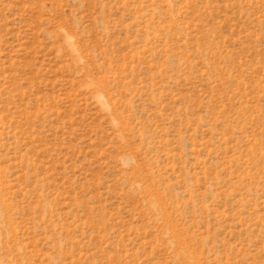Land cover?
Wrapping results in <instances>:
<instances>
[{"label": "rangeland", "instance_id": "1", "mask_svg": "<svg viewBox=\"0 0 264 264\" xmlns=\"http://www.w3.org/2000/svg\"><path fill=\"white\" fill-rule=\"evenodd\" d=\"M0 264H264V0H0Z\"/></svg>", "mask_w": 264, "mask_h": 264}]
</instances>
